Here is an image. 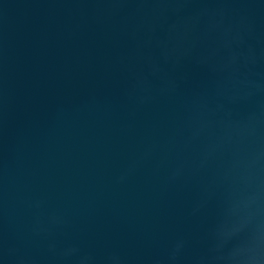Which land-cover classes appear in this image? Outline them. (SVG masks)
<instances>
[{
	"label": "water",
	"instance_id": "1",
	"mask_svg": "<svg viewBox=\"0 0 264 264\" xmlns=\"http://www.w3.org/2000/svg\"><path fill=\"white\" fill-rule=\"evenodd\" d=\"M0 264H264V0H0Z\"/></svg>",
	"mask_w": 264,
	"mask_h": 264
}]
</instances>
